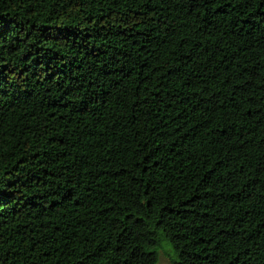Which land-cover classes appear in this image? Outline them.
I'll use <instances>...</instances> for the list:
<instances>
[{
	"label": "trees",
	"instance_id": "1",
	"mask_svg": "<svg viewBox=\"0 0 264 264\" xmlns=\"http://www.w3.org/2000/svg\"><path fill=\"white\" fill-rule=\"evenodd\" d=\"M264 264V0H0V264Z\"/></svg>",
	"mask_w": 264,
	"mask_h": 264
},
{
	"label": "rangeland",
	"instance_id": "2",
	"mask_svg": "<svg viewBox=\"0 0 264 264\" xmlns=\"http://www.w3.org/2000/svg\"><path fill=\"white\" fill-rule=\"evenodd\" d=\"M174 254L171 251L170 247L164 243L163 248L159 254V264H172Z\"/></svg>",
	"mask_w": 264,
	"mask_h": 264
}]
</instances>
